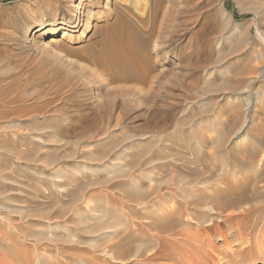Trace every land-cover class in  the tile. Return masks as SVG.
<instances>
[{
  "label": "rangeland",
  "instance_id": "374dc122",
  "mask_svg": "<svg viewBox=\"0 0 264 264\" xmlns=\"http://www.w3.org/2000/svg\"><path fill=\"white\" fill-rule=\"evenodd\" d=\"M48 1L0 0V232L45 264H264V0H112L84 38L16 47ZM133 32L150 67L121 77Z\"/></svg>",
  "mask_w": 264,
  "mask_h": 264
},
{
  "label": "bare ground",
  "instance_id": "6f19581e",
  "mask_svg": "<svg viewBox=\"0 0 264 264\" xmlns=\"http://www.w3.org/2000/svg\"><path fill=\"white\" fill-rule=\"evenodd\" d=\"M102 1L103 0H49L47 4H45L41 8L42 10L41 16L39 15V17L37 18L29 17L28 19H25L24 23L22 24L23 25L22 28L28 27V30L23 32L22 39H20V44L19 46L17 45L16 47L21 48V49H32L33 46L44 45L43 40L51 39V41H54L60 31H62V36H66L69 38L77 37L78 39L84 38L89 33L90 29L92 28L93 21L98 20L99 16L101 15V14H98L97 11L100 9H107L109 5L113 4L112 0H105L106 2L103 6ZM154 1H155V6L157 8V10L154 12V17H156L161 9L166 14L171 13L175 9L174 7L175 5H177L176 2L178 0H154ZM208 1H210L209 3L212 7L219 9L221 13L222 12L226 13L222 0H208ZM191 3L190 4L188 3V5H191ZM178 4H180L179 1H178ZM184 4L185 3H183V5ZM183 5L182 6L180 5L182 7L181 10H183L184 8ZM188 8L189 7H187V9ZM74 10H76L75 17H74ZM175 10L177 11V9ZM173 13L175 12L173 11ZM209 14L206 13L203 15V18L205 21L207 20V18H209ZM227 20H228L226 22L227 26L230 29H233L234 26L232 25V23L230 22L228 18ZM132 34L133 35L126 36L122 39L127 49L123 58L116 56L113 61L109 59L110 61L109 67L114 68V71L116 72V74L120 75L121 77L122 76L123 77L132 76L138 70L136 68L138 66L144 68V70H148L150 67V62L147 57L148 56L147 43L145 41H142L141 39H138V36H136L137 35L136 32H133ZM110 35H111V32H110ZM176 35H170V36L167 35V37L168 36L169 37L168 39L166 38L167 39L166 44H163V45L167 46L168 50L161 52L160 51L161 46L157 42H155L152 47L151 53L153 54L155 61L159 64L161 68H167V66L168 67L170 66L169 60L172 57V53L175 54L177 51L182 49L184 47L183 43L185 41L187 42L188 40L187 32L184 34L180 33L179 36H176ZM31 36H32V40H31L32 44L29 41L25 40ZM105 42H106L105 46H106V49H107V52L110 58L114 45L112 46L109 38L106 39ZM113 54H116V53L113 51ZM176 54L178 55V53ZM182 59H183V56H181L180 59H176V61H182ZM176 65H179V64H176ZM104 89L102 90V92L98 93V97H101L104 95ZM219 209L220 208H218V210ZM212 210H215V209L212 208ZM228 220L233 221V218L228 217ZM221 221L223 220L221 219ZM214 222H213L212 230L219 228V224L214 223ZM150 228L156 229L158 233H163L166 230L171 229V225L161 227L158 225L154 226L153 224H151ZM212 230L211 228L207 229L204 231V233H207L210 235L212 234L211 233ZM0 233L2 236H4L0 238V264H45L43 263V260L41 263V259L38 253L36 255L34 254L35 251H37V249L41 245L40 241H44V240L36 238L34 244H28V243H25L27 239H24L25 241H23L20 237L21 235L19 234L20 235L19 236L20 238H19L18 236H16L15 232L13 235H11L10 231H9L10 235L8 234V232L7 233L5 232V234H3V232H0ZM11 236L13 237L12 240L10 239ZM207 239L208 238L206 237V240ZM63 241H60V242L62 243ZM159 241H165V239L161 238L159 239ZM57 245L60 246V244H57ZM62 246L64 247V245H61V247ZM217 246L219 247L221 246L220 242H218ZM75 249H77V247H75ZM78 254H80V252H78ZM164 258H165L164 254H162V252L159 251L157 255L145 257L139 263L143 264L145 262H150L155 259H164ZM172 264H175V263H172ZM253 264H256V263H253Z\"/></svg>",
  "mask_w": 264,
  "mask_h": 264
}]
</instances>
